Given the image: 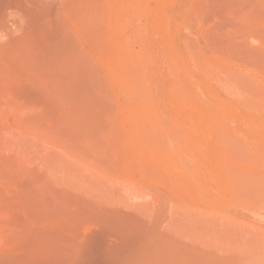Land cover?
Returning <instances> with one entry per match:
<instances>
[{
  "label": "rangeland",
  "instance_id": "obj_1",
  "mask_svg": "<svg viewBox=\"0 0 264 264\" xmlns=\"http://www.w3.org/2000/svg\"><path fill=\"white\" fill-rule=\"evenodd\" d=\"M175 259L264 264V0H0V264Z\"/></svg>",
  "mask_w": 264,
  "mask_h": 264
},
{
  "label": "bare ground",
  "instance_id": "obj_2",
  "mask_svg": "<svg viewBox=\"0 0 264 264\" xmlns=\"http://www.w3.org/2000/svg\"><path fill=\"white\" fill-rule=\"evenodd\" d=\"M122 114H123V115H122ZM122 114H121V115H122L121 118L123 119V117H124L123 120H125V122H126V124H127V128H129V129H128L129 132H127V133H130V134H131V137H130L129 134L126 133V138H128V139H126V141L123 142V143H125L123 146L126 148V150H127V146H128L129 149L127 150V152H126V150L124 151V155H125V157L128 156L127 158L133 157V155H134L133 158L137 159V158H138V157H137V156H138V152L140 151V150H139L140 147L138 146V142L135 141V140L132 138V134H133V132H134V130H135L134 121H132V120L130 119V118H131V115H130V114H128V113H122ZM120 120H121V119H120ZM120 127H122V125H121ZM123 128H125V127H123ZM129 138H131V140H130ZM128 141H129V144H128ZM126 143H127V144H126ZM126 145H127V146H126ZM124 147H123V148H124ZM130 148H131V149H130ZM130 150L133 151L134 153L132 152L133 155L130 154V156H129L128 151H130ZM127 153H128V154H127ZM135 156H136V157H135ZM137 161H138V159H137ZM178 243H179V242H178ZM181 244H182V243H181ZM181 244H179V246H180ZM174 245H175V244H174ZM177 245H178V244H177ZM175 246H176V245H175ZM175 246H173V249H172V250H174V247H175ZM179 246H178V247H179ZM186 246H187V245H186ZM188 246H189V245H188ZM180 247H181V246H180ZM180 247H179V249H181ZM191 247H192V246H191ZM183 248L186 249L185 246H184ZM183 248H182V249H183ZM177 251H179V250H177V247H176V252H177ZM180 251H181V250H180ZM186 251H190V250L187 249ZM169 253H170V252H169ZM178 253H179V252H178ZM178 253H177L176 255H178ZM180 253H182V252H180ZM184 253H185V251H184ZM187 253H188V252H187ZM189 253H190V252H189ZM191 253H192V252H191ZM191 253H190V257H192L191 255H194V254H191ZM171 255H172V253H171ZM174 255H175V254H174ZM179 255H180V254H179ZM185 255H186V253H185ZM188 255H189V254H188ZM195 255H196V254H195ZM197 255H198V254H197ZM197 255H196V256H197ZM196 256H195V257H196ZM178 257H179V256H178ZM178 257L175 256L174 258L177 259ZM181 257H182V255H181ZM193 257H194V256H193ZM195 257H194V258H195ZM179 258H180V257H179ZM186 258H187V257H186ZM186 258H181V260L186 259ZM197 258H198V257H197ZM168 259H169V258H168ZM176 259H175L174 263L176 262ZM187 259H188V258H187ZM189 259H190V258H189ZM189 259H188V260H189ZM191 259H192V258H191ZM198 259H200V258H198ZM179 260H180V259H179ZM181 260H180V261H181ZM196 260H197V259H196ZM201 260H202V259H201ZM203 260H204V259H203ZM203 260H202L201 262H203ZM177 261H178V260H177ZM180 261H178V262H180ZM183 261H184V260H183ZM168 262H169V261H168ZM170 262H171V261H170ZM185 262H186V264L188 263L187 260H186ZM185 262H184V263H185ZM172 263H173V262H172ZM182 263H183V262H182ZM191 263L193 264V262H191ZM194 263H195V262H194ZM175 264H177V263H175ZM188 264H190V263H188ZM197 264H199V263H197Z\"/></svg>",
  "mask_w": 264,
  "mask_h": 264
}]
</instances>
